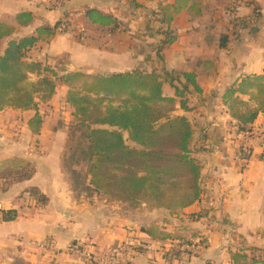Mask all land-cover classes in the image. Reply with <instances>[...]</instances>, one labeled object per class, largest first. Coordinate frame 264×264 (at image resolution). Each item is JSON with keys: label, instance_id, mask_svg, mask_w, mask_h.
<instances>
[{"label": "crops", "instance_id": "crops-1", "mask_svg": "<svg viewBox=\"0 0 264 264\" xmlns=\"http://www.w3.org/2000/svg\"><path fill=\"white\" fill-rule=\"evenodd\" d=\"M136 1L138 7L130 0H65L53 7L49 0H0V22L16 27L0 50L10 39L34 35L40 25L54 26L69 14L70 28L40 40L29 52L31 60L60 73L155 71L164 78L166 96L175 93L171 80L188 84L183 73H195L200 90L190 86V110L178 105L174 114L193 124L190 147L202 164L200 199L172 215L89 191V177L84 188L75 186L64 165L71 125L55 121L60 114L75 120L69 87L61 85L50 100H39L44 122L38 134L29 126L36 110H0V264H82L66 249L73 241L100 253L118 249L126 264H232V253L242 246L255 248L248 256L264 259V143L243 160L245 139L223 101L242 77L264 73V0H202L200 14L183 8L170 24L176 40L168 45L160 10L176 0ZM92 8L114 15L118 25L93 23L86 15ZM24 11L33 20L20 26L16 17ZM251 127L264 137V111ZM27 167L32 174L20 177ZM32 189L48 197L45 207ZM8 209L18 216L3 221L2 210ZM151 225L181 238L152 237L144 231ZM49 237L60 248L43 246Z\"/></svg>", "mask_w": 264, "mask_h": 264}, {"label": "trees", "instance_id": "trees-1", "mask_svg": "<svg viewBox=\"0 0 264 264\" xmlns=\"http://www.w3.org/2000/svg\"><path fill=\"white\" fill-rule=\"evenodd\" d=\"M176 0L173 5L161 7L166 23L163 45L176 40L170 24L183 8L200 14L202 0ZM138 7L136 0H130ZM88 18L103 26L118 25L117 18L96 8L86 11ZM33 15L29 11L16 17L20 26L29 25ZM61 19L54 26L43 24L36 34L10 39L4 52L0 50V110L6 107L34 109L29 120L33 133L38 134L44 122L39 112L40 101H48L61 85H67V101L74 107L78 131H82L86 145L79 148L80 162H86L89 191L110 200L129 203L132 207L165 208L172 215L200 199L202 164L193 156L190 147L193 124L186 115H175L178 105L190 110V86L199 91L195 73L184 72L188 84L170 83L174 96L163 94L164 78L155 71L133 70L108 75L87 74L81 71L60 73L49 65L30 59V50L43 39H49L59 30ZM15 25L0 22L1 40L10 37ZM67 30V29H65ZM163 45L157 48L160 52ZM35 75V78L32 75ZM247 97V98H246ZM114 98L121 104H113ZM223 101L233 119L238 134L251 130L258 114L264 111V73L242 77L224 93ZM69 139V136H68ZM131 141L133 144H129ZM73 157L65 160L69 168ZM32 170L20 175L29 176ZM40 207L48 197L36 189L29 191ZM23 206V205H22ZM18 210H2V220L16 219ZM144 231L156 238H181L159 229L158 225ZM253 247H240L232 253V264H256L264 259L248 256Z\"/></svg>", "mask_w": 264, "mask_h": 264}, {"label": "built area", "instance_id": "built-area-1", "mask_svg": "<svg viewBox=\"0 0 264 264\" xmlns=\"http://www.w3.org/2000/svg\"><path fill=\"white\" fill-rule=\"evenodd\" d=\"M65 0H49L51 6L58 7ZM70 28V15L66 14L61 19V24L59 26V30H65ZM245 139L244 145V154L246 156H242L245 162L248 161V155L251 152L252 147L255 144L264 143L263 134L259 130H254L251 127V130L242 134ZM201 240L198 243V246H201ZM203 244V243H202ZM43 246L60 248V244L54 237L47 238L44 242H42ZM67 251L71 254L75 255L82 264H126L121 257V251L118 249L107 250L106 252H98L95 248L92 247L89 243H85L83 241H73L69 243L66 247Z\"/></svg>", "mask_w": 264, "mask_h": 264}, {"label": "rangeland", "instance_id": "rangeland-1", "mask_svg": "<svg viewBox=\"0 0 264 264\" xmlns=\"http://www.w3.org/2000/svg\"><path fill=\"white\" fill-rule=\"evenodd\" d=\"M71 119V118H69ZM55 121H57L56 124L61 125H71L70 126V132H69V139H68V151L66 152V159L69 157H73V160L69 163V170L72 174V178L74 181L75 186H78L80 188H84L85 186V180H86V162L81 160L80 162L76 163V160H80L82 155H80L79 148L84 147L86 145V140L84 138V134L82 131H78V125L75 120H67L65 116L60 114V116L55 118ZM66 122H68L66 124ZM80 146V147H79ZM79 147V148H78ZM30 167L26 168V171L29 170Z\"/></svg>", "mask_w": 264, "mask_h": 264}]
</instances>
